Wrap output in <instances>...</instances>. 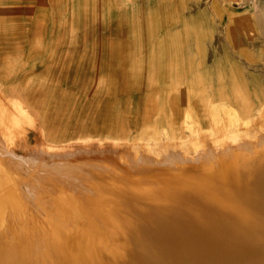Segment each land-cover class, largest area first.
Masks as SVG:
<instances>
[{"label":"rangeland","instance_id":"rangeland-1","mask_svg":"<svg viewBox=\"0 0 264 264\" xmlns=\"http://www.w3.org/2000/svg\"><path fill=\"white\" fill-rule=\"evenodd\" d=\"M234 155L264 157V0H0V239L24 234L20 254L88 230L116 253L100 176Z\"/></svg>","mask_w":264,"mask_h":264},{"label":"bare ground","instance_id":"bare-ground-1","mask_svg":"<svg viewBox=\"0 0 264 264\" xmlns=\"http://www.w3.org/2000/svg\"><path fill=\"white\" fill-rule=\"evenodd\" d=\"M241 156L222 160L214 169L195 166L179 175L169 170L157 177L154 184L144 186L134 183L125 186L100 176L98 180L107 190L104 188L100 194L109 196L106 198L107 205L110 202L108 221L115 226L110 230H117L116 238L112 237L114 243L117 236L122 238L116 253L115 249L106 252L107 247H104L106 253L97 255L90 254L94 251L92 247L91 252L85 251L94 238V232L87 233L88 230L65 235L69 246L64 249L68 252L58 244L57 235L36 233L32 236L35 251L25 255L20 254L17 245L25 240L24 234L17 240L10 233L0 239V264H264V162H261L264 157L247 160ZM1 181L0 189L5 179ZM2 208L1 203L0 223L5 213ZM112 233L115 234H108Z\"/></svg>","mask_w":264,"mask_h":264}]
</instances>
